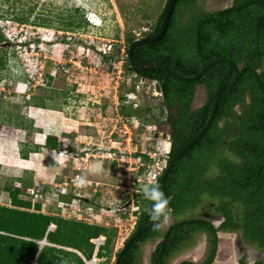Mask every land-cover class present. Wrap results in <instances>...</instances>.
I'll use <instances>...</instances> for the list:
<instances>
[{"label": "rangeland", "instance_id": "1", "mask_svg": "<svg viewBox=\"0 0 264 264\" xmlns=\"http://www.w3.org/2000/svg\"><path fill=\"white\" fill-rule=\"evenodd\" d=\"M231 2L200 0L206 11L226 8ZM165 3L0 0V34L4 38L0 44L4 49L0 144L4 137H15L20 140L14 143L15 153L25 157L33 140L43 139L39 134L44 129L57 127L56 119H63L65 125H61L69 131L75 129L68 141L70 151L63 153L62 160H54L47 182L36 181L52 185V192L45 201L44 197L33 200L44 204L40 209L45 215L105 228L107 233L100 234L105 237L100 264H114L115 253L133 232L141 207L149 203L142 187L160 175L168 155L169 129L164 123L166 113L160 109L161 94L151 81L135 76L124 58L132 40L152 33ZM80 14L86 21L82 26L76 23ZM68 22L73 24L65 29ZM111 51L117 52L110 58ZM30 97L38 98L32 103L46 109L25 105ZM205 100V88L198 86L192 107L202 106ZM43 114L53 116V124L35 128L41 124L34 123L35 117L39 121ZM136 155H146L151 162L139 157L144 162L140 166ZM103 168L106 174L102 176ZM25 177L12 168L0 172V206L11 207L3 188L19 187L18 179L30 178ZM60 203L66 205L59 208ZM172 222L169 219L161 230ZM155 245H143L139 264H147ZM67 261L76 264L72 257Z\"/></svg>", "mask_w": 264, "mask_h": 264}, {"label": "trees", "instance_id": "2", "mask_svg": "<svg viewBox=\"0 0 264 264\" xmlns=\"http://www.w3.org/2000/svg\"><path fill=\"white\" fill-rule=\"evenodd\" d=\"M165 6L152 33L159 29ZM76 23L86 24L83 14ZM72 24L68 22L64 28L69 29ZM3 41L0 34V44ZM2 48L0 69L4 66ZM127 48L124 58L129 67ZM116 52L111 51L109 57ZM133 57L162 62L184 77L195 75L213 59L225 57L232 64V72L220 91L207 130L178 158L164 178L176 222L163 232L155 230L153 225L147 228L126 248L117 264H136L140 258L139 244L156 238L160 241L151 253L150 264H167L196 232L207 235L205 264H211L214 258L218 230L241 231L247 243L264 249V0H232L230 6L215 11H206L200 0H176L164 36L154 43L135 47ZM130 71L160 87V109L166 113L164 123L169 129L166 164L171 154L205 124L214 89L227 71V64L219 62L211 66L194 81L177 80L160 69ZM198 86L205 88L206 100L202 106L193 108ZM34 100L38 98L25 99L24 104L46 109L42 104H33ZM51 141L47 136L46 146L55 148L56 143ZM136 156L151 162L146 155ZM162 173L163 169L151 184H159ZM21 184L20 189L9 185L3 188L11 207L0 206V264H30L34 259L37 264H71L67 261L71 257L76 264H84L71 250L88 259L93 252L90 239L107 230L44 215L40 213L39 203L31 211L30 201L19 196L33 182ZM204 202L214 203L212 212L223 217L219 228L195 216L193 209ZM150 206L149 201L141 207L134 229L150 220L145 211ZM49 223L55 229L47 232ZM43 239L50 246L39 248L36 242ZM103 249L99 248L98 257H104Z\"/></svg>", "mask_w": 264, "mask_h": 264}, {"label": "crops", "instance_id": "3", "mask_svg": "<svg viewBox=\"0 0 264 264\" xmlns=\"http://www.w3.org/2000/svg\"><path fill=\"white\" fill-rule=\"evenodd\" d=\"M40 111H44L49 114L53 112L50 110ZM57 113L54 111V114ZM32 118L34 119V117ZM38 120L39 121H37V118L35 117L34 123H41L39 126L35 125V128L43 129V124H53L54 119L53 116L43 114L39 116ZM64 122L65 121L63 119L60 121L56 119L55 124H57V127L52 129L50 125L48 129H44L45 132L39 134V136H43V139L39 142L33 140L34 145H30V147L25 150V157H20L19 153H15L13 148L20 140L15 137H4L1 140L2 143L0 144V172L2 170L12 168L17 170L21 176H26L25 178H27V176L30 177L29 179H18L20 183L27 181L47 182L44 180H48L47 178L50 177L51 173L49 169L53 168V162L58 161L59 158L62 160L64 158L63 153L70 151L68 141L70 140L71 142L72 139L69 137L74 136L75 133L73 132H76L75 129L69 131L65 126H62L61 124L65 125ZM47 136L52 138V143H56L55 148L46 146L45 141ZM105 174L106 172L104 169L103 174L99 175L103 176ZM210 213L214 214L213 212ZM196 217L210 221L214 228H219L223 221V217L216 214L212 217L219 219L217 224L216 222L203 216ZM216 236L218 241L216 245V252L211 264H264V249H261L254 244L247 243L243 239L241 231L218 230L216 232ZM199 237H201V239L198 241ZM42 245H47V242L41 244L40 246ZM71 251H74L75 253L78 252L76 250ZM207 257V235L203 232H196L179 250H177V252L169 258L167 264H170V262L172 264H182L183 262L205 264Z\"/></svg>", "mask_w": 264, "mask_h": 264}, {"label": "water", "instance_id": "4", "mask_svg": "<svg viewBox=\"0 0 264 264\" xmlns=\"http://www.w3.org/2000/svg\"><path fill=\"white\" fill-rule=\"evenodd\" d=\"M176 0H167L164 12L161 17V22L159 29L155 33H151L143 38L135 39L127 48V58L131 64V66L128 67L129 70L133 69H138V70H147V69H160L169 75L173 76L177 80L180 81H194L200 78L211 66L219 63V62H225L227 64V71L225 74L221 77L220 81L216 85L214 92H213V97H212V103L210 107V112L207 117V120L203 127L190 139H188L186 142H184L182 145H180L169 157L167 163L165 164L163 168V173L159 177V186L161 187V190L164 192L165 196H167L166 190H165V184H164V178L169 171V169L172 167V165L178 160V158L187 150L189 149L202 135L203 133L207 130L209 124L211 123V120L213 118L216 106H217V101L219 98L220 91L222 88L227 84L228 79L231 75L232 72V64L229 59L225 57L213 59L206 63L198 73H196L193 76L190 77H184L175 72L172 68H170L168 65L156 61V60H140V59H135L133 57V49L137 46L141 45H148L151 43H154L158 40H160L164 34L166 33L170 17L172 15V12L174 10ZM154 88L155 91L161 94L160 87L158 83H154ZM168 197V196H167ZM153 223L149 220L147 223L143 224L142 226L136 228L133 230V232L130 234V236L125 240L124 244L120 248V251L118 253L117 258L114 261V264H117L119 257L121 254L126 250V248L131 244V242L138 236L140 235L143 231H145L147 228L152 226ZM46 240L43 239L42 241L39 242V245L45 243Z\"/></svg>", "mask_w": 264, "mask_h": 264}, {"label": "built area", "instance_id": "5", "mask_svg": "<svg viewBox=\"0 0 264 264\" xmlns=\"http://www.w3.org/2000/svg\"><path fill=\"white\" fill-rule=\"evenodd\" d=\"M128 142H130L129 139H128ZM107 154H108V156H111V154L109 152ZM137 159L140 162L139 165L142 166V164L144 163L142 161V159H140L139 157H137ZM16 184H19V187L15 186V188L20 189L21 188V186H20L21 183L19 182V183H16ZM51 186L52 185L48 186L46 184H40L38 182H34L31 187H29V188H27V189L24 190L25 191V194L20 195L19 198H21V199H23L25 201H30L31 210L34 211V208L33 207L35 206V204H37L38 201H36V200L34 201L33 199H37V200L40 201L44 197L43 199L45 201V197L48 196L52 192L50 190L52 188ZM60 194H64V193H60ZM30 197H32V198H30ZM42 204L43 203L40 204L41 208H43V205H44V204L43 205ZM63 205H66V204L65 203H60L58 205V207L59 208H62L61 206H63ZM40 213L47 214V213L43 212L41 209H40ZM78 219H79V217H78ZM54 229H55L54 224L53 223H49V225L47 227V232L53 231ZM90 242L93 245V252H92V255L88 259H86L79 252H76V254L82 259V261L84 262V264H100L101 263V259L98 258L97 253H98L99 248L104 245L105 237L102 236V235H99V236H96V237L90 239ZM30 264H37L36 259H34L33 261H31Z\"/></svg>", "mask_w": 264, "mask_h": 264}, {"label": "clouds", "instance_id": "6", "mask_svg": "<svg viewBox=\"0 0 264 264\" xmlns=\"http://www.w3.org/2000/svg\"><path fill=\"white\" fill-rule=\"evenodd\" d=\"M81 183H84V181L81 180ZM142 192L144 199L151 202V206L146 208L145 211L153 223V228L160 230L167 224L173 214V209L170 206V198L165 196L159 184H145L142 187Z\"/></svg>", "mask_w": 264, "mask_h": 264}, {"label": "flooded vegetation", "instance_id": "7", "mask_svg": "<svg viewBox=\"0 0 264 264\" xmlns=\"http://www.w3.org/2000/svg\"><path fill=\"white\" fill-rule=\"evenodd\" d=\"M262 66H263V68H264V61H263V63H262ZM226 141H227V138H225L223 141H222V145L224 146V144L226 143ZM213 206H214V203H202L201 204V206L199 207V208H196V209H193L194 211V214H195V216H203V217H205L206 218V215H211V216H213L214 214H212V213H210V212H212V208H213ZM170 219L171 220H173V222L169 225V226H171L173 223H175L176 222V218L174 217V216H171L170 217ZM168 226V227H169ZM167 227V228H168ZM161 230V229H160ZM162 232L164 231V230H161ZM159 241H160V239L159 238H156V239H154V240H148V241H146V242H143V243H141V244H139V249H138V251H137V254H138V256L140 257V254H141V251H142V247H143V245L145 244V243H147V242H149V243H156V245L159 243ZM125 242V241H124ZM185 243V242H184ZM155 245V246H156ZM155 248V247H154ZM154 248H153V250H154ZM150 256H151V253L149 254V256H148V261H147V264H150ZM136 264H139V260H137V263Z\"/></svg>", "mask_w": 264, "mask_h": 264}, {"label": "bare ground", "instance_id": "8", "mask_svg": "<svg viewBox=\"0 0 264 264\" xmlns=\"http://www.w3.org/2000/svg\"><path fill=\"white\" fill-rule=\"evenodd\" d=\"M206 218L210 219L211 221H215V222L219 220V219L212 217L211 215H206Z\"/></svg>", "mask_w": 264, "mask_h": 264}]
</instances>
